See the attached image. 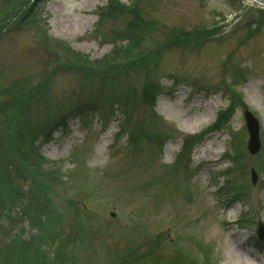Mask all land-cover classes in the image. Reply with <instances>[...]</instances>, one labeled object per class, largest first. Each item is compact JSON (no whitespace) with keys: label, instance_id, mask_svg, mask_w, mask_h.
I'll list each match as a JSON object with an SVG mask.
<instances>
[{"label":"rangeland","instance_id":"obj_1","mask_svg":"<svg viewBox=\"0 0 264 264\" xmlns=\"http://www.w3.org/2000/svg\"><path fill=\"white\" fill-rule=\"evenodd\" d=\"M119 1L148 25L131 34V44L122 40L134 20L131 8L100 22L107 0H0L2 151L9 139L27 142L14 137L18 123L53 125L115 92L137 98L133 109L124 104L127 116L118 115L138 137L129 145L116 120L107 130L96 116L69 121L53 142L37 143L42 170L61 169L52 188L68 196L51 195L68 216L56 225L59 237L49 230V243L38 239L46 214L38 213L34 226L27 213L33 185L25 175L15 176L20 202L5 201L8 189L1 188L0 229L24 244L36 238L21 264H264V243L255 241L264 224V12L244 0ZM176 33L188 34L191 45L176 44ZM142 55L155 61L128 70ZM146 85L159 91L148 103ZM245 110L260 122L256 155L247 149ZM224 182L230 201L218 190ZM40 185L34 189L41 203ZM47 203L58 221L55 202Z\"/></svg>","mask_w":264,"mask_h":264},{"label":"trees","instance_id":"obj_2","mask_svg":"<svg viewBox=\"0 0 264 264\" xmlns=\"http://www.w3.org/2000/svg\"><path fill=\"white\" fill-rule=\"evenodd\" d=\"M136 2H139V0H136ZM137 6H139V5H137ZM128 8H131L132 15L134 16V20H131V22L129 24V29L125 32L126 34L124 37H122V40L125 41L124 38H127L126 40H129V43L131 44V42H132L131 34H132V36H138V34H136L137 32L143 31L145 26L148 27L147 24L145 25V24H142L141 22H139L141 20L140 17H137V19H136V15L141 14V12H139L138 9L134 10L132 5H129V6L123 5L119 0H107L106 5L100 9V13H98L97 15H98V20L100 22H103L104 20H106L108 18H111V19L114 18L115 19L116 16L126 12ZM25 12H26V10H24L22 12V14H25ZM209 33L210 32H206V34L203 33L202 36L199 37L200 42H195V43L196 44H198V43L203 44L206 41V40L204 41V38L208 37ZM175 35L178 36V37L174 36V41L176 42V44L185 42V43L189 44L188 46L191 45V43H189V42L192 40H190V37L188 34L183 35L181 33H176ZM133 39H135V37ZM116 54H118V50H117ZM138 57L140 58L139 64L137 65L134 63V67L133 68H127L128 70L132 71L134 69L143 67L145 64H151L155 61V58H152L148 55H142V56H138ZM83 70L85 71L86 69L83 68ZM158 93H159V91L156 93L154 86L149 87L146 85L144 87V90L142 93L143 94V97H142L143 101L142 102L148 103L150 101H153L155 98H157ZM116 97L119 98V100H118L119 103H109V101L114 100ZM106 98L108 99V100H106V101H108L106 103H101V104L97 103V104H95V106H92L89 104L82 105L81 107H79L80 110L78 111V114H76V117H79V118L84 117V116L88 117L90 115L97 114V115L101 116V119L106 120V123H107L108 121L111 120L112 117L115 116L117 109L121 108L122 110L124 109L126 112V109H125L126 106H129L130 109H133L134 105L137 104L136 103L137 98L135 96H133L131 91H127V93H123L121 95H119L117 92H115V94H113L112 96L106 97ZM124 104H126V106ZM231 112H232V106L229 107L227 110H225L222 114L220 113L218 119L216 120L215 128L222 126L230 117ZM126 115H127V112H126ZM15 126H21L20 133H22V132L28 133V135L31 137H32V134L34 132H38V131H36V129H29L30 126H27L26 123H23V124L18 123V125H15ZM51 130L52 129H50L49 131H51ZM45 133H46V136L49 135V132H47V129L43 132V134H45ZM12 143H15V142H12V140L10 139V145L11 146H13ZM190 143H192V142H189L187 144V146H189ZM226 175H228V174H226ZM8 179L11 180V178H8ZM225 184H226V182H225ZM224 189H226L225 186H224ZM227 195H228V197L229 196L232 197V195H230L229 191H228Z\"/></svg>","mask_w":264,"mask_h":264},{"label":"water","instance_id":"obj_3","mask_svg":"<svg viewBox=\"0 0 264 264\" xmlns=\"http://www.w3.org/2000/svg\"><path fill=\"white\" fill-rule=\"evenodd\" d=\"M245 117H246L247 126H248L249 133H250L248 149L251 152V154H256L261 148V141L259 137V123L249 111L245 112ZM252 173H253V182L256 183L257 175L254 170L252 171ZM257 235H258L259 240L264 242V224L263 223L259 224Z\"/></svg>","mask_w":264,"mask_h":264},{"label":"bare ground","instance_id":"obj_4","mask_svg":"<svg viewBox=\"0 0 264 264\" xmlns=\"http://www.w3.org/2000/svg\"><path fill=\"white\" fill-rule=\"evenodd\" d=\"M249 1V0H248ZM251 2L253 1V0H250Z\"/></svg>","mask_w":264,"mask_h":264}]
</instances>
